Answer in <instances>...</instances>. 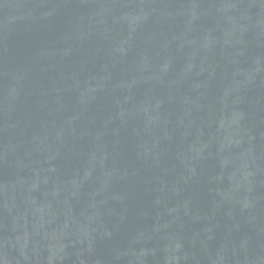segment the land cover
I'll use <instances>...</instances> for the list:
<instances>
[{
  "label": "water",
  "instance_id": "1",
  "mask_svg": "<svg viewBox=\"0 0 264 264\" xmlns=\"http://www.w3.org/2000/svg\"><path fill=\"white\" fill-rule=\"evenodd\" d=\"M0 264H264V0H0Z\"/></svg>",
  "mask_w": 264,
  "mask_h": 264
}]
</instances>
